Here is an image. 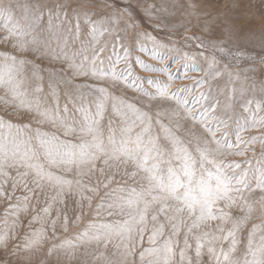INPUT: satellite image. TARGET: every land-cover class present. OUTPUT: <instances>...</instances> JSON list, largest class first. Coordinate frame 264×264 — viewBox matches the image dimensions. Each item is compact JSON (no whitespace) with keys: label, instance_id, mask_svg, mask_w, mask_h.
Wrapping results in <instances>:
<instances>
[{"label":"snow or ice","instance_id":"snow-or-ice-1","mask_svg":"<svg viewBox=\"0 0 264 264\" xmlns=\"http://www.w3.org/2000/svg\"><path fill=\"white\" fill-rule=\"evenodd\" d=\"M196 7L191 0L187 8L179 0H0L4 39L18 53L0 54V89L22 117H0V199L9 201L0 249L9 250L24 213L30 231L12 255L33 250L59 223L80 227L48 254L83 245L90 264H113L102 247L114 238L126 264L135 237L148 232L155 245L166 231L163 243L140 253L141 264L146 256L148 264H172L181 231L174 264H205V255L207 264H264V222L252 225L244 254H236L252 211L243 193L264 192V131L243 135L264 130V78L255 76L257 66L264 73V41L257 59L225 47L212 21L204 22L207 36H178L176 15L199 17ZM224 57L251 66L241 75ZM136 66L167 80L138 75ZM176 80L192 83L171 90ZM238 200L247 214L234 218ZM85 208L121 219L86 218ZM209 221H217L212 232L196 231ZM221 241L227 249L217 247Z\"/></svg>","mask_w":264,"mask_h":264},{"label":"rangeland","instance_id":"rangeland-1","mask_svg":"<svg viewBox=\"0 0 264 264\" xmlns=\"http://www.w3.org/2000/svg\"><path fill=\"white\" fill-rule=\"evenodd\" d=\"M98 2L102 3V0H98ZM179 2L185 4V8H187L188 0H179ZM191 2L197 6L196 12L199 13V17L186 16L178 13L173 21L178 27V36L184 34L207 36V33L203 31L204 22L212 21L218 26L217 33L226 38L227 44L225 47L231 46L233 47V51H236L237 48H239V50L245 51L247 54L257 56V59L259 58V54L261 52L259 45L262 41H264V0H191ZM181 24H183V27H179ZM185 28L188 29L187 33H185ZM147 31L154 36L157 35L156 32L152 31V27L150 25L147 26ZM6 35L7 32L3 26V22L0 21V54H3L4 52L18 54L12 47V38H9L8 40L4 39ZM140 55L146 63L154 65L158 64L157 61L152 60L150 57L143 54ZM217 57L220 58L219 53H217ZM223 63L231 64V70L234 72H241V75H243L242 70L244 68L251 66V61L241 59L239 62H236L231 60L229 57H224L222 59V64ZM135 71L141 76H151L153 79L161 81L167 80V76L165 74L160 72H146L143 69H140L139 66H136ZM171 71H176L175 65L172 66ZM190 75L198 77L200 74L190 73ZM249 75H251V73H249ZM255 76L257 79L264 78V73L260 72L258 66ZM191 83L192 81L189 80L173 81L171 90H174L177 86ZM129 93H131V89H129ZM3 98L4 91L3 89H0V117H4L5 119L11 118L13 122H18L22 117L13 112L12 105L5 106ZM189 125L191 126V122H189ZM262 131L264 130L259 128H250L243 135L258 136ZM253 147L255 148V153L249 152L248 158L252 161V166H256L257 159L260 154V145L257 143ZM227 159L242 161L244 157L229 156ZM245 166L247 167L248 165ZM243 196L246 198L247 203L251 205L252 211L248 214V220L241 227L238 235L239 244L237 246L236 253L238 256H242L244 254L248 234L252 225L264 222V192H261L258 189L255 191H245ZM8 204L9 201L0 199V229L4 227V214ZM242 204L243 201L238 200L237 204L232 207L231 214L234 218H239L247 214V209L242 211ZM53 215L55 214L53 213ZM69 215L71 216V213H69ZM84 216L86 218L97 219L107 223L121 219L119 214L114 216H108L105 214L101 217H95L87 208L84 209ZM29 219L30 216L28 214L21 213L20 217L16 220L14 228L15 239L10 242L9 250L5 251L0 249V264H90L91 257L85 255L86 249L83 245L78 247L74 252H69L68 255H65L63 250H58V252H55L52 255L48 254L49 248L54 243L74 238L76 231L80 227L77 224H70L68 231H65L58 223L55 233H53L52 228L49 226L47 228V239H45L41 244L36 246L31 251H21L17 255H12L11 247L17 244L22 245L23 237L30 231L28 224ZM11 220L12 218H9V223H11ZM216 224L217 221H209L202 224L196 231L212 232L215 229ZM33 227H39V225H34ZM225 227H227V225ZM148 234V232H145L142 240L139 237H135L131 242L130 246L133 254L126 258V264H141L140 253L144 249L159 246V244L163 243V240L167 239L168 236L166 231L162 237L158 238L157 244L154 245L148 242ZM184 238L183 231H181L176 237L178 247L174 251L177 255L172 258V264H174L175 261H178L179 248L183 247ZM258 238L259 235L257 236V239ZM118 244H120L119 239L114 238L112 241L108 242L107 248L102 247V250L112 259L113 264H125V261L122 259L124 249L123 247H117L116 245ZM221 246L225 249L228 247L227 243L223 241L217 244V247ZM87 248L91 251L95 248V244L89 245ZM69 257H71V260H69ZM151 259L152 257L146 256L143 264H148ZM204 260L205 264H207V255L204 256Z\"/></svg>","mask_w":264,"mask_h":264}]
</instances>
